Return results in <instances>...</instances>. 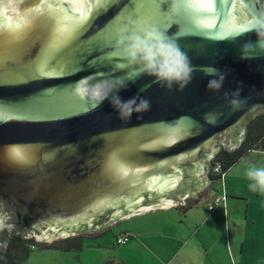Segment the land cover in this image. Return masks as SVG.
I'll use <instances>...</instances> for the list:
<instances>
[{"label": "water", "instance_id": "95a60500", "mask_svg": "<svg viewBox=\"0 0 264 264\" xmlns=\"http://www.w3.org/2000/svg\"><path fill=\"white\" fill-rule=\"evenodd\" d=\"M96 0H0V33L27 29L19 38L0 35V104H30L34 118L0 122V256L11 234L52 244L94 234L133 216L185 205L206 189L208 173L222 150L243 143L248 123L264 113V0H216L214 16L199 17L188 0H168L185 18L173 39L193 69L183 90L169 89L148 76L127 82L129 69L112 53L111 37L153 0H110L92 18ZM209 0H192L207 6ZM251 5L255 13L248 7ZM49 9L60 13L55 31L81 16L89 17L70 48L50 58L74 59L72 71L36 72L43 50L53 41L47 21L32 17ZM200 24L212 29L196 30ZM251 25V26H250ZM163 26L158 24V27ZM128 27L132 25L129 23ZM117 45V44H116ZM249 45L246 58L244 46ZM207 69L215 73L206 74ZM223 76V86L208 88ZM105 83L110 95L104 93ZM103 93L95 106L77 99L88 86ZM146 98V111L122 119L111 103ZM237 100L233 105L231 101ZM189 126L182 136L174 127ZM168 132L161 138L155 133ZM12 148L29 159L16 163ZM209 177V179H208Z\"/></svg>", "mask_w": 264, "mask_h": 264}, {"label": "crops", "instance_id": "0c3cea01", "mask_svg": "<svg viewBox=\"0 0 264 264\" xmlns=\"http://www.w3.org/2000/svg\"><path fill=\"white\" fill-rule=\"evenodd\" d=\"M252 161L264 162V151L252 153L240 161L225 174L223 181L208 180L207 188L195 198L184 199L183 206L170 207L166 211L157 209L125 219L138 222L125 229L136 238L120 247L114 244L111 248L102 247L99 243L100 248L70 253L78 255L33 251L28 264H226L228 260L231 264L236 261L238 264H259L264 259V205L257 206V203L264 204V187L250 182L247 168ZM218 195L226 199L210 211ZM201 199H204L203 206L197 209ZM190 204L192 208L187 209ZM147 235L149 241L145 242ZM132 243L134 249H139L136 254L116 252V249L130 248ZM219 244L223 247L222 255L217 252Z\"/></svg>", "mask_w": 264, "mask_h": 264}, {"label": "snow or ice", "instance_id": "6c2138e0", "mask_svg": "<svg viewBox=\"0 0 264 264\" xmlns=\"http://www.w3.org/2000/svg\"><path fill=\"white\" fill-rule=\"evenodd\" d=\"M189 7L192 9L193 13H198L199 17L207 18L210 15L214 16L216 8V0H209L207 6L195 5L192 3V0H188ZM245 2V0H242ZM110 6V0H96L93 4L92 18H95L96 15ZM248 7L255 13V9L251 5ZM60 13L57 10L49 9L48 11H40V13L31 19L32 25H38L42 21H47L49 25L52 26L54 30L53 41L43 50L44 55L40 62L36 66V72L47 75L48 73L56 72H66L72 71L75 68L79 67V63L74 59H62L57 61L55 64L50 63V58L52 55L59 53L67 48H70L71 45L75 42L77 36L84 30L86 27L89 17L81 16L79 19L72 21L66 25V31L60 32L55 31L56 22L59 19ZM132 25V29H135L139 26H151L158 28L163 34L171 38L173 35V29H180L185 27V18L180 11L174 9L172 5L168 3V0H153L152 7H146L144 10L137 11L130 6L128 11L127 22L121 24L117 28L112 37H111V46L116 47L118 39L128 31L130 28L128 24ZM158 24L163 26L158 27ZM251 26V25H250ZM214 25L211 24H200L196 26V30H207L214 28ZM27 29H20L17 26L16 29H9L6 33H0V35H9L13 38H19L23 32ZM114 56V55H113ZM116 60H120L119 57L114 56ZM122 64H119L118 67H122ZM95 85L90 84L88 86V94L81 96L77 94L78 100H83V102L88 106H95L97 101L102 99L103 93L94 91ZM104 93L110 95V85L105 83ZM36 115V110L30 104H19V105H8L4 106L0 104V122H6L10 119H28L34 118ZM189 131V126H179L174 127L172 130V135L182 136ZM158 137L164 138L169 135L168 132L155 133ZM30 153L24 149L12 148L9 150V158L16 163H23L29 159Z\"/></svg>", "mask_w": 264, "mask_h": 264}, {"label": "clouds", "instance_id": "9594fccd", "mask_svg": "<svg viewBox=\"0 0 264 264\" xmlns=\"http://www.w3.org/2000/svg\"><path fill=\"white\" fill-rule=\"evenodd\" d=\"M259 46L264 47V44H259ZM248 50L249 45H245L242 58H246ZM112 55L123 61L122 67L129 69L127 79L119 83L121 88L125 87L129 81L134 82L140 76H148L164 87L171 89L175 86L177 90H183L191 79L193 69L187 56L173 39L155 27L130 28L118 39L116 50ZM215 71V69H207L206 74H213ZM222 86V75L219 79L210 80L208 83V88L213 91L219 90ZM111 103L122 119L130 118L133 111H146L150 107V102L146 98L133 97L129 100H122L118 94L112 97ZM231 103L236 105L238 101L233 100ZM247 174L254 186L264 187V162L252 161L248 165ZM218 198L226 199L218 195L212 206H215ZM222 203L223 201L217 205Z\"/></svg>", "mask_w": 264, "mask_h": 264}, {"label": "trees", "instance_id": "16d2710c", "mask_svg": "<svg viewBox=\"0 0 264 264\" xmlns=\"http://www.w3.org/2000/svg\"><path fill=\"white\" fill-rule=\"evenodd\" d=\"M264 151V113L252 119L247 126L246 137L241 146L234 151L222 150L213 161V167L219 166L218 173L211 172L210 179L217 183L223 181L225 174L243 159L248 158L252 153ZM190 204L187 209H191ZM217 209V208H216ZM130 220H121L112 225L104 227L103 231L96 234H81L64 240H59L52 244L38 243L34 238H26L24 234L13 233L10 235L4 253L5 258L0 256V264H28L33 251H58L64 253H82L86 248H100L99 240L107 234H114L117 227L130 223ZM114 246L120 247L122 244L135 239L131 231L123 230L115 233ZM121 238H126L125 243H119ZM110 264V263H108Z\"/></svg>", "mask_w": 264, "mask_h": 264}, {"label": "rangeland", "instance_id": "374dc122", "mask_svg": "<svg viewBox=\"0 0 264 264\" xmlns=\"http://www.w3.org/2000/svg\"><path fill=\"white\" fill-rule=\"evenodd\" d=\"M204 192V191H203ZM199 193V192H198ZM202 193V192H201ZM200 193V194H201ZM203 203H204V199H201V201H199V203L197 204V209H201L202 208V206H203ZM207 203V202H206ZM258 205L257 206H261V205H264L263 203H261V201L260 202H258L257 203ZM207 208V207H206ZM138 224V222H130V223H127V224H124V225H122V226H119V227H117V229H115L116 231H115V233H120L121 231H123L124 229H129L130 227H132L133 225H135V224ZM103 230H101V231H99L98 233H100V232H102ZM97 233V234H98ZM114 233V234H115ZM94 234H96V233H94ZM114 234H112V233H110V234H107V235H105L103 238H101L100 240H99V243L101 244V246L102 247H112L113 246V244H115V237H114ZM140 234H142L141 232H140ZM149 241V236L147 235L146 236V240H145V242H148ZM206 242H208V243H210L211 241L210 240H206ZM131 243H129V245H130ZM133 245L130 247V248H128L129 246H127L126 248L127 249H124V248H122V249H116V252L117 253H122L123 252V255H130V254H136L138 251H139V249L137 248V247H135V249H134V243H132ZM135 245H138V244H136L135 243ZM218 246V248H217V252H218V255H222V254H224V253H221V250L223 249V247H221L220 246V244L219 245H217ZM87 249V248H86ZM129 249H131V251H128ZM134 249V250H133ZM89 251H98V252H103L102 250H88V252ZM37 253H52V252H37ZM36 253V254H37ZM54 253H62V252H57V251H54ZM84 253H86V252H84ZM128 253H130V254H128ZM35 254V255H36ZM60 255H78V254H70V253H62V254H60ZM86 255V254H85ZM196 255H200L199 253H197ZM221 264V263H220ZM222 264H225V262H223ZM226 264H231V262H230V260H228L227 262H226ZM236 264H238V262L236 261ZM247 264H254V263H251V262H248ZM259 264H264V259H263V261H261V263H259Z\"/></svg>", "mask_w": 264, "mask_h": 264}, {"label": "built area", "instance_id": "2783aa9c", "mask_svg": "<svg viewBox=\"0 0 264 264\" xmlns=\"http://www.w3.org/2000/svg\"><path fill=\"white\" fill-rule=\"evenodd\" d=\"M219 168H220L219 166L213 167V168H212V169H213V172L218 173V172L220 171ZM224 199H225V198H218V199H216V201H215V206H216L217 204L221 203L222 201H224ZM215 206L210 207V210H213ZM125 242H126V238H121V239L119 240V243H125Z\"/></svg>", "mask_w": 264, "mask_h": 264}, {"label": "flooded vegetation", "instance_id": "af4514ba", "mask_svg": "<svg viewBox=\"0 0 264 264\" xmlns=\"http://www.w3.org/2000/svg\"><path fill=\"white\" fill-rule=\"evenodd\" d=\"M210 175H211V172L210 173H208V176L210 177Z\"/></svg>", "mask_w": 264, "mask_h": 264}]
</instances>
